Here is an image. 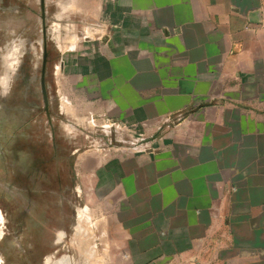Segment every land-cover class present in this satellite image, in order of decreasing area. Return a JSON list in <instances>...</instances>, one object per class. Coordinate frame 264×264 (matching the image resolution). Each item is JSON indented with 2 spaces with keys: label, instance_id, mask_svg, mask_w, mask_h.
Returning a JSON list of instances; mask_svg holds the SVG:
<instances>
[{
  "label": "crops",
  "instance_id": "crops-1",
  "mask_svg": "<svg viewBox=\"0 0 264 264\" xmlns=\"http://www.w3.org/2000/svg\"><path fill=\"white\" fill-rule=\"evenodd\" d=\"M100 14L53 74L68 125L110 119L130 137L92 128L74 151L115 264H264V0H102Z\"/></svg>",
  "mask_w": 264,
  "mask_h": 264
},
{
  "label": "rangeland",
  "instance_id": "rangeland-1",
  "mask_svg": "<svg viewBox=\"0 0 264 264\" xmlns=\"http://www.w3.org/2000/svg\"><path fill=\"white\" fill-rule=\"evenodd\" d=\"M101 5L0 0V264H115L80 195L74 151L92 144L82 137L92 128L107 145L130 137L125 126L68 125L53 74L64 49L97 36Z\"/></svg>",
  "mask_w": 264,
  "mask_h": 264
},
{
  "label": "water",
  "instance_id": "water-1",
  "mask_svg": "<svg viewBox=\"0 0 264 264\" xmlns=\"http://www.w3.org/2000/svg\"><path fill=\"white\" fill-rule=\"evenodd\" d=\"M44 62H46V57L44 59ZM44 67H45V63H44ZM41 84H42V90H43V95H44L45 103H46V105L48 107L49 101H48V96H47V91H46V86H45V72H44V69H43V73H42Z\"/></svg>",
  "mask_w": 264,
  "mask_h": 264
},
{
  "label": "built area",
  "instance_id": "built-area-1",
  "mask_svg": "<svg viewBox=\"0 0 264 264\" xmlns=\"http://www.w3.org/2000/svg\"><path fill=\"white\" fill-rule=\"evenodd\" d=\"M100 126L102 127V130L107 131L111 129L112 127H115V128L119 127L120 124L108 119L106 124H101Z\"/></svg>",
  "mask_w": 264,
  "mask_h": 264
}]
</instances>
